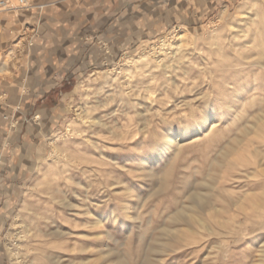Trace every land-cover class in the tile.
I'll use <instances>...</instances> for the list:
<instances>
[{"label": "rangeland", "instance_id": "rangeland-1", "mask_svg": "<svg viewBox=\"0 0 264 264\" xmlns=\"http://www.w3.org/2000/svg\"><path fill=\"white\" fill-rule=\"evenodd\" d=\"M245 3L122 54L45 139L0 155V264H264V208L229 207L264 203V62L246 59ZM169 135L186 142L165 151Z\"/></svg>", "mask_w": 264, "mask_h": 264}, {"label": "crops", "instance_id": "crops-1", "mask_svg": "<svg viewBox=\"0 0 264 264\" xmlns=\"http://www.w3.org/2000/svg\"><path fill=\"white\" fill-rule=\"evenodd\" d=\"M234 1L30 0L0 13V56L14 54L0 76V155L24 156L29 141L45 139L80 87L122 54L201 25ZM34 143L30 153L41 146Z\"/></svg>", "mask_w": 264, "mask_h": 264}, {"label": "bare ground", "instance_id": "bare-ground-1", "mask_svg": "<svg viewBox=\"0 0 264 264\" xmlns=\"http://www.w3.org/2000/svg\"><path fill=\"white\" fill-rule=\"evenodd\" d=\"M250 3H253L252 7H250V5L248 3H245L244 5L240 6V9L242 10V14L246 17L245 20H242V23H243V26L240 27V29L238 30V34H240L242 37H244L246 39V59L247 60H255V59H252L253 58H258V62L260 63H263L264 62V42L263 41H259L257 39V36H261L262 35V32H261V29L259 28L260 27V24L262 23V21L264 22V0H249ZM1 2H6V0H1L0 1V13H4V12H8V8H13V7H18L19 5V2L17 0V3H13L12 0H9V5H7L5 8H1ZM8 3V2H6ZM24 7L26 6V8H30V0H24ZM23 7V6H22ZM254 7V8H253ZM24 8V9H26ZM23 10V9H22ZM250 11H252V13H250ZM18 13V12H17ZM226 13H227V10H223L222 12V18H224L226 16ZM220 19V18H219ZM239 20V19H238ZM238 22V21H236ZM251 26H255L257 28H259V31L258 32H253L250 30ZM263 27V26H262ZM235 28V27H234ZM237 29V28H236ZM234 29V30H236ZM256 31V30H255ZM253 34V35H252ZM234 37V36H233ZM238 38V37H237ZM180 46L184 45L185 41L183 39V37H181L180 39ZM236 40V39H235ZM239 42V41H238ZM227 43V42H226ZM231 43V42H230ZM244 43V44H245ZM258 43V44H257ZM252 44V45H251ZM231 45V44H230ZM239 47V46H238ZM241 47V46H240ZM181 49V48H180ZM257 50H259L257 52ZM240 52V51H239ZM236 54V52H235ZM163 55V54H162ZM260 55V56H258ZM155 56L154 54L152 55H146L144 54V59L148 61V59H155ZM256 56V57H255ZM159 58V56H158ZM239 59V58H238ZM160 60V59H159ZM163 60V59H162ZM237 60V59H236ZM153 61V60H152ZM130 62V61H129ZM239 62V60H238ZM131 63V62H130ZM161 61L160 63L158 64L159 66L161 65ZM235 63V62H234ZM238 64V63H237ZM244 64V63H242ZM158 66V67H159ZM262 67V66H261ZM167 69V68H166ZM7 71V69L4 67L2 70H0V75L4 74L3 72ZM168 71V70H167ZM166 73V72H165ZM169 75V74H168ZM8 77V76H7ZM4 79V78H3ZM255 90V89H254ZM243 107L242 106V110H243ZM230 108V107H229ZM237 114V113H236ZM238 117V114L236 115ZM84 118V117H83ZM256 125L253 127V130L255 131V133H258L260 131H262V128L264 127V115L263 116H260L258 117L256 120ZM209 122V123H208ZM217 119L213 117V115L211 116H208L207 117V123L210 124L211 126V129H210V132L217 126ZM85 123V122H84ZM252 130V131H253ZM264 131V130H263ZM247 134V133H246ZM251 133L247 134V135H250ZM186 142L185 141V138L184 137H181L180 140L177 139V137H175V135H169L166 139V144H167V147L166 149H164L165 151H171L173 150L174 148H180L181 147V143H184ZM99 149V148H98ZM71 158V157H70ZM69 160V159H68ZM78 161V160H76ZM70 162V161H69ZM78 164V162H76ZM81 162L79 161V164ZM71 165V164H70ZM77 166V165H75ZM260 166V165H259ZM261 166H264V163L261 165ZM78 167V166H77ZM82 169V168H81ZM263 170V173H264V169ZM67 173V172H66ZM69 173V172H68ZM50 188L51 187V184L49 185ZM49 190V189H48ZM53 190V189H52ZM56 190V189H55ZM54 191V190H53ZM51 192V191H50ZM57 192V191H56ZM59 194V192H57ZM54 194V193H53ZM57 194V195H58ZM49 196V195H48ZM54 196V195H53ZM55 197V196H54ZM52 198V197H51ZM60 198V197H59ZM259 198V197H258ZM199 200V199H198ZM263 200V199H262ZM57 202V201H56ZM259 202V201H258ZM257 202V197L256 196H252V195H246L245 198H244V201L243 199L240 200V201H232L231 204H229V207L230 208H236L238 212H245L246 214H249V212H255V211H258V210H263L264 208V203H258ZM261 202V200H260ZM264 202V201H263ZM203 204V203H202ZM200 205V204H199ZM204 208V207H203ZM216 208V207H215ZM184 212V211H183ZM215 212V211H214ZM221 211L219 210H216V213L217 214H220ZM184 214V213H182ZM221 215V214H220ZM237 214H234V216H236ZM219 216V215H218ZM39 217V216H38ZM185 217V216H184ZM183 217V218H184ZM217 217V216H216ZM186 218H188L189 220H192L193 217H190V216H186ZM236 217H234L233 221H236L235 220ZM222 218H220L221 220ZM178 221V220H177ZM200 221V220H199ZM224 221V220H223ZM186 222V221H185ZM219 222V221H218ZM45 224V223H44ZM220 226H224L225 227V223L224 222H219ZM190 225V224H189ZM196 225V224H195ZM211 226V225H210ZM200 227V226H199ZM207 227V226H206ZM208 228V227H207ZM204 231V230H203ZM231 231V230H230ZM33 232V231H32ZM209 232V231H208ZM11 235V234H9ZM30 235V234H29ZM61 236V235H60ZM64 236V235H63ZM228 243V242H227ZM17 251V250H16ZM261 257L264 258V244L262 245V249H261ZM259 252V253H260ZM33 253V252H32ZM258 253V254H259ZM34 254V253H33ZM8 255V254H7ZM16 257V255H14ZM12 257V256H11Z\"/></svg>", "mask_w": 264, "mask_h": 264}, {"label": "built area", "instance_id": "built-area-1", "mask_svg": "<svg viewBox=\"0 0 264 264\" xmlns=\"http://www.w3.org/2000/svg\"><path fill=\"white\" fill-rule=\"evenodd\" d=\"M6 2H8V3H6ZM6 2L4 3V2H1V8H5L7 5H9V0H6ZM18 2H19V5H18V7H13V8H8V12H16V11H19V10H22V9H24V8H26V6L24 7V5H26V4H24V0H18ZM23 6V7H22ZM27 9V8H26Z\"/></svg>", "mask_w": 264, "mask_h": 264}, {"label": "snow or ice", "instance_id": "snow-or-ice-1", "mask_svg": "<svg viewBox=\"0 0 264 264\" xmlns=\"http://www.w3.org/2000/svg\"><path fill=\"white\" fill-rule=\"evenodd\" d=\"M209 115H211V114H209ZM202 118H203V117H201L200 114L193 112V113L188 117V121H189V123H194V122H196L197 120H200V119H202Z\"/></svg>", "mask_w": 264, "mask_h": 264}]
</instances>
